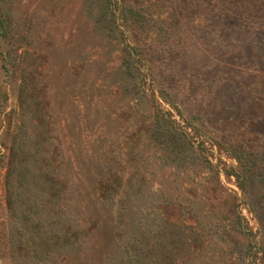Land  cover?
<instances>
[{
    "label": "rangeland",
    "instance_id": "1",
    "mask_svg": "<svg viewBox=\"0 0 264 264\" xmlns=\"http://www.w3.org/2000/svg\"><path fill=\"white\" fill-rule=\"evenodd\" d=\"M260 0H0V264H264Z\"/></svg>",
    "mask_w": 264,
    "mask_h": 264
},
{
    "label": "trees",
    "instance_id": "2",
    "mask_svg": "<svg viewBox=\"0 0 264 264\" xmlns=\"http://www.w3.org/2000/svg\"><path fill=\"white\" fill-rule=\"evenodd\" d=\"M260 5H261V7H262V8H261L262 10L260 11L261 13H259V14L261 15V14H263V12H264V0H260Z\"/></svg>",
    "mask_w": 264,
    "mask_h": 264
}]
</instances>
